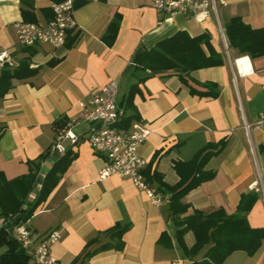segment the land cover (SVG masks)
<instances>
[{
	"label": "crops",
	"instance_id": "0c3cea01",
	"mask_svg": "<svg viewBox=\"0 0 264 264\" xmlns=\"http://www.w3.org/2000/svg\"><path fill=\"white\" fill-rule=\"evenodd\" d=\"M58 1L0 0V48L9 53L13 65L28 56L24 49L32 50L30 67H39L27 79H13L11 88L0 98L1 175L11 180L26 174L27 160L50 149L56 130L62 126L71 125V131L82 138L91 124L82 119L85 107L79 103H86L91 91L115 80L123 117L133 113L130 123L139 121L148 129L137 149L147 161L144 169L150 165L167 184L178 180L175 161L188 160L207 143L226 139L225 148L206 164L207 169L215 171L214 176L183 197L189 205L188 213L222 208L231 214L236 212L242 194L255 191L258 198L247 221L251 227L264 228V195L257 190L264 187V55L250 58L229 49L223 28L235 16L252 28L264 27V0H206L209 5L205 9L172 14L157 12L152 0H72L77 25L70 33H77L73 45L20 46L14 24L18 20H50V4ZM117 16L118 28L108 44L103 36ZM177 31L190 36L208 32L209 42L221 54L223 63L186 74L176 69L157 71L140 81L148 72L131 66L135 52L147 50ZM50 59L59 61L48 66ZM206 83L217 85L216 97L189 91V86L205 91ZM131 85L135 87L132 108L126 109L120 101ZM55 121L62 126L57 127ZM64 145L74 157L23 224L32 236L31 249L56 231L58 238L50 246L55 264H190L177 242L167 196L156 192L155 183L151 187L160 196V203H154L128 178L111 175L100 179L98 170L104 159L85 140L74 145L65 141ZM55 157L51 153L41 161L29 198L37 193ZM116 222L130 224L122 235L121 250L107 249L84 260L77 258L89 239ZM15 228H8L10 237L15 236ZM162 232L170 246L157 243ZM103 240L101 237L100 242ZM183 241L188 247L193 244L191 231L184 234ZM222 264H264V238L253 255L235 250Z\"/></svg>",
	"mask_w": 264,
	"mask_h": 264
},
{
	"label": "trees",
	"instance_id": "16d2710c",
	"mask_svg": "<svg viewBox=\"0 0 264 264\" xmlns=\"http://www.w3.org/2000/svg\"><path fill=\"white\" fill-rule=\"evenodd\" d=\"M62 0H59L60 2ZM57 2V3H58ZM118 16L110 22L103 39L110 44L115 37L118 28ZM224 34L227 40V47L235 50L237 54H247L250 58L264 55V27L252 28L244 23L239 17H231L224 25ZM77 38V33L67 36L65 46L70 47ZM208 32H202L196 36H190L185 31H177L170 37L157 42L147 50H137L132 59L134 70H147L148 74L139 78L143 80L152 76L157 71L176 69L180 73H188L191 70L209 66H218L223 63L221 54L216 52L210 42ZM205 46L206 53L203 50ZM29 48V47H27ZM28 56L16 62V64H3L0 67V98L11 88L13 79H27L35 75L39 67H30L29 56L34 51L24 49ZM59 59H50L46 65L52 66ZM180 79L184 82L182 74ZM205 91H197L189 86L191 93L202 96L216 97L218 94L217 85L206 83ZM135 92L134 85L130 86L127 96L120 101V105L131 109V97ZM135 115L129 114L122 118L121 127H128L130 120ZM59 121H55L57 127H61ZM0 127V133H1ZM227 144L226 139L217 143H207L199 149L188 160H178L173 168L178 175L175 184H167L161 174L150 168L148 165L142 173L146 181L156 184V192L166 195L169 214L176 226L175 236L178 244L190 260V264H222L231 252L242 250L248 255H253L261 245L264 238V228L251 227L247 221V214L258 198V193L248 191L240 196L236 206V212L227 214L222 208L210 212H203L193 209L188 213L189 205L184 202L183 197L187 192L197 187L201 182L210 180L215 171L207 169L206 164L211 157L218 155ZM50 149L41 153L37 158L27 160L28 172L11 180H6L0 173V264H38L34 261L33 255L15 238L10 237L8 228L24 224L33 214L35 209L46 199L49 192L58 182L61 174L74 157V153L67 148L63 154H56L48 171L45 173L37 193L29 198L33 189L40 163L50 157ZM130 227L129 223L121 224L116 222L109 228L99 232L89 239L77 258L81 260L90 258L97 252L123 248V233ZM187 231L193 234V244L186 246L183 236ZM101 237L104 238L100 242ZM158 244L170 246L169 238L162 232L157 240ZM96 242V247L90 248ZM203 251V252H201ZM199 253L200 257L196 258Z\"/></svg>",
	"mask_w": 264,
	"mask_h": 264
},
{
	"label": "built area",
	"instance_id": "2783aa9c",
	"mask_svg": "<svg viewBox=\"0 0 264 264\" xmlns=\"http://www.w3.org/2000/svg\"><path fill=\"white\" fill-rule=\"evenodd\" d=\"M151 5L159 13L172 14L188 11L192 13L199 8L205 9L209 3L206 0H152ZM210 6L213 8V3ZM50 8L53 17L46 22L18 20L14 24L16 40L20 46L34 47L44 44L56 48L65 45L67 36L77 27L73 1L52 2ZM221 36L224 38L222 30ZM223 42L226 48L224 39ZM5 63L12 64L11 57L6 50L0 48V67ZM116 92L115 80L91 91L87 102L79 103L85 107L81 114L82 119L91 124L87 133L81 138L71 131V125L62 126L55 132L50 152L63 154L67 149L65 141L74 145L83 139L104 159V165L98 170L100 179L111 175L128 178L137 188L149 194L154 203H160V196L153 192L151 184L142 173L147 161L137 152L139 145L146 139L148 129L139 121H132L126 128L120 126L124 113L117 103ZM257 190L264 195L262 185ZM29 232L23 224L15 228L14 237L26 249H31L32 236ZM57 238L58 233L51 231L31 249L36 263L55 264V258L50 254V246Z\"/></svg>",
	"mask_w": 264,
	"mask_h": 264
},
{
	"label": "bare ground",
	"instance_id": "6f19581e",
	"mask_svg": "<svg viewBox=\"0 0 264 264\" xmlns=\"http://www.w3.org/2000/svg\"><path fill=\"white\" fill-rule=\"evenodd\" d=\"M244 59V58H243ZM243 61V60H242Z\"/></svg>",
	"mask_w": 264,
	"mask_h": 264
}]
</instances>
